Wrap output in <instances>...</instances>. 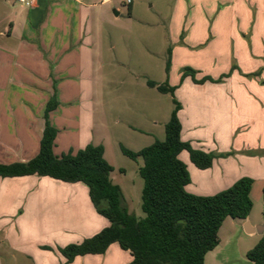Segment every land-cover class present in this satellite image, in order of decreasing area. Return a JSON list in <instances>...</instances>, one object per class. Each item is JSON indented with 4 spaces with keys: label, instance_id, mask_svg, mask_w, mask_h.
<instances>
[{
    "label": "rangeland",
    "instance_id": "374dc122",
    "mask_svg": "<svg viewBox=\"0 0 264 264\" xmlns=\"http://www.w3.org/2000/svg\"><path fill=\"white\" fill-rule=\"evenodd\" d=\"M78 1L86 7L83 31L94 54L92 64L81 73L65 69V66L63 71L50 73L51 98L56 94L60 107L57 122L61 135L55 154L60 156L62 152L74 151L72 147L83 149L88 144L102 145L105 159L114 168L111 179L121 187L129 213L144 218L141 207L144 180L139 173L143 160H132L122 149L139 152L157 140L164 141L166 125L175 109L174 100L181 107L185 106L186 114L189 112L188 104L193 105L199 99L192 87L200 84L192 76H184L186 69L195 71L197 81L211 78L214 81L206 82H227L225 87L229 91L246 82L247 75L241 74L233 61L231 44L223 39L214 41L216 35L228 39L233 35L231 23L235 13L232 4L238 0H132L130 8L127 0ZM18 11V4L0 0V30L4 29L1 21ZM220 20L222 23L217 26ZM69 61L71 59H64V65ZM5 63V59H0V101L37 99L40 91L8 83V76L13 75H9ZM150 81L175 87L174 95L150 87ZM244 99L245 96H240L242 102ZM240 115L241 112L236 114L235 120L229 119L234 135L247 132L241 127L245 122H241ZM25 124L33 126L32 133L36 134L34 119ZM245 138L237 140V150L241 151L236 171L240 179L249 177L254 181L250 221L264 223V160L260 164L257 160L253 164L246 163V159L258 155L244 149L247 146L243 143ZM29 142L34 148V137ZM36 146H40L39 139ZM77 150L80 149L74 152ZM181 157L184 160L187 157L188 164L193 165L187 152ZM194 169L200 172L195 166ZM41 179L24 177L0 182V225L13 230L11 242L14 245H11L20 253H9L13 264H64L62 249L94 237L109 225L92 206L86 185L80 184L86 192H76L79 196L75 197L74 191L58 193L54 187H41L38 182ZM191 179L189 189L196 193L203 191L209 182L193 173ZM44 181L47 185L52 181L63 183L49 178ZM244 226L245 221L228 218L218 233L220 244L207 254L205 264H252L247 253L262 236L247 235ZM7 245L9 241L0 232L1 249L7 252ZM111 261L129 264L131 255L115 243L104 255L78 257L72 264H110Z\"/></svg>",
    "mask_w": 264,
    "mask_h": 264
},
{
    "label": "crops",
    "instance_id": "0c3cea01",
    "mask_svg": "<svg viewBox=\"0 0 264 264\" xmlns=\"http://www.w3.org/2000/svg\"><path fill=\"white\" fill-rule=\"evenodd\" d=\"M13 4L18 3L13 2ZM18 5L19 11L16 14L1 21L4 29L0 30V59H5L7 71L9 75H13L12 77L8 76V83L17 84L23 89L29 87V89L40 91L41 95L33 101L24 98L0 101V164L25 163L38 154L40 146L39 148L36 146L37 139L41 141L43 136L45 109L53 95V87H50L52 81L49 79L51 71L58 73L63 71L62 68L65 66V69L69 68L70 71H80L81 73L85 67L92 64L94 54L93 49L89 47L88 36L86 37V32L83 31L85 25L83 11L86 7L78 0H36L32 7ZM232 11L235 13V18L231 23L233 35L230 39L227 36L216 35L214 41L223 39L231 44L233 61L240 73L247 75L246 82L238 84L231 91L225 87L227 82L195 84L192 88L199 99H196L193 105L188 104L189 112L187 114L185 106H182L179 112L182 140L190 142L197 149L217 155L213 166L207 170H200L201 173L196 171L193 165L188 164L187 157L186 160L181 157L184 152L180 155V159L187 165L189 173L203 176L209 181L203 191L198 189L199 191L196 193L189 189L192 185L191 179L186 190L197 196L216 195L240 179L236 171L238 162L240 163L238 155L241 151L237 150L236 144L240 137L244 140L246 135L243 143L249 145V148H245L247 147L245 146L244 149L258 155L246 159V163L253 164L254 160H257L260 164L264 160V0H238L232 4ZM220 23L222 20L217 21V26ZM66 58L71 61L64 65L63 61ZM240 96L243 98L245 96L243 100L245 103L240 100ZM31 106L34 108L31 109ZM59 108L50 115L53 126L58 130L55 150L59 148L61 135L57 122ZM244 109H246V113ZM240 112L241 122H245V125L241 127L244 130L247 129V132L242 135H234L229 119L230 121L232 118L235 120L236 114ZM30 119H34L36 123V134L34 135L32 133L33 126L25 124ZM31 137H34L36 148H32L29 142ZM24 138L27 141H24ZM231 145L233 146L231 147ZM76 149L82 148L81 146L71 148L74 151ZM64 153L62 152V154ZM219 154L229 156L224 158ZM5 179L14 178H0V182H4ZM44 179L46 177L38 181L40 186L54 187L58 193H66L70 190L71 193L75 192V197H78L79 193L76 192H86L85 188L80 185L82 183L69 184L49 181L50 183L47 185ZM69 186L74 187L70 189ZM248 220L252 231H254L249 236H263L255 230H263L264 223H252L249 217ZM12 231L6 226L0 225V232L3 233L6 241H9V245L6 246L7 252L0 246V264H13L9 260L10 252L15 255L20 254L11 245L13 244L11 242ZM111 262L110 264H114Z\"/></svg>",
    "mask_w": 264,
    "mask_h": 264
},
{
    "label": "trees",
    "instance_id": "16d2710c",
    "mask_svg": "<svg viewBox=\"0 0 264 264\" xmlns=\"http://www.w3.org/2000/svg\"><path fill=\"white\" fill-rule=\"evenodd\" d=\"M170 63L169 59L168 72ZM188 75L199 84L214 81L211 78L197 81L191 69H186L184 76ZM148 84L160 92L175 93L176 88L169 84L157 85L151 81ZM174 102L164 141L157 140L139 152L122 149L132 160H143L139 173L144 180L141 206L144 218L129 213L121 187L111 179L114 168L105 159L102 145L88 144L77 152L55 154L58 130L50 115L59 107L56 94L46 105L38 154L25 163L0 164V178L37 176L88 187L93 207L109 225L94 237L62 249L64 264L82 256L104 255L115 243L130 253L129 264H205L207 254L220 244L218 233L224 222L228 218L245 221L249 217L254 184L249 177L213 196H197L186 190L191 176L180 155L187 152L199 170L210 169L217 155L182 140L179 118L182 107L177 100ZM247 259L252 264H264V234L247 253Z\"/></svg>",
    "mask_w": 264,
    "mask_h": 264
},
{
    "label": "built area",
    "instance_id": "2783aa9c",
    "mask_svg": "<svg viewBox=\"0 0 264 264\" xmlns=\"http://www.w3.org/2000/svg\"><path fill=\"white\" fill-rule=\"evenodd\" d=\"M11 1H13L14 3L25 5L26 7H32L36 3V0H11ZM110 1L111 0H102L101 2L102 3H108ZM132 3H133L132 0H127L126 5L130 6V5H132Z\"/></svg>",
    "mask_w": 264,
    "mask_h": 264
},
{
    "label": "water",
    "instance_id": "95a60500",
    "mask_svg": "<svg viewBox=\"0 0 264 264\" xmlns=\"http://www.w3.org/2000/svg\"><path fill=\"white\" fill-rule=\"evenodd\" d=\"M116 14L118 15V12H116ZM262 229H263V230L256 229L255 232L260 233V234H264V226H262ZM244 230H245V232H246L248 235H251L252 232L254 233V231H252V227H251V225H250V223H249L248 218L246 219V223H245V226H244Z\"/></svg>",
    "mask_w": 264,
    "mask_h": 264
}]
</instances>
